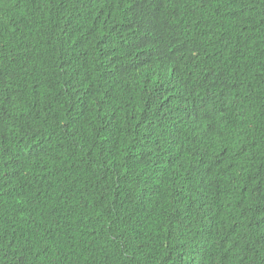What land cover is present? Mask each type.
<instances>
[{"label":"trees","instance_id":"1","mask_svg":"<svg viewBox=\"0 0 264 264\" xmlns=\"http://www.w3.org/2000/svg\"><path fill=\"white\" fill-rule=\"evenodd\" d=\"M0 264H264V0H0Z\"/></svg>","mask_w":264,"mask_h":264}]
</instances>
